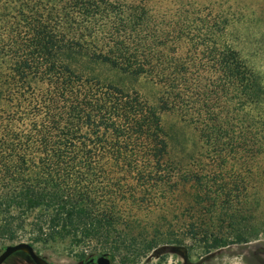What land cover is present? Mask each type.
<instances>
[{
	"label": "trees",
	"instance_id": "1",
	"mask_svg": "<svg viewBox=\"0 0 264 264\" xmlns=\"http://www.w3.org/2000/svg\"><path fill=\"white\" fill-rule=\"evenodd\" d=\"M223 30L159 0H0V240L126 263L257 235L264 87ZM99 64L148 77L155 102L87 73ZM164 111L197 139L174 149Z\"/></svg>",
	"mask_w": 264,
	"mask_h": 264
},
{
	"label": "rangeland",
	"instance_id": "2",
	"mask_svg": "<svg viewBox=\"0 0 264 264\" xmlns=\"http://www.w3.org/2000/svg\"><path fill=\"white\" fill-rule=\"evenodd\" d=\"M161 4L174 10L181 4L189 5L195 10H204L209 13L211 19L220 21L224 24V30L219 39L229 44L235 49L239 56L252 67L258 74L264 87V0H159ZM87 73L96 74L102 80L115 83L125 89L136 90L149 102L154 103L158 94V85L146 76L134 77L121 73L106 65H92ZM164 127L170 133V144L174 149L181 148L185 141L196 140L197 135L194 130L180 120V116L173 112L164 111L161 113ZM198 154L202 150L197 151ZM204 160V159H203ZM203 168L216 173L219 179L220 170L227 172L224 182H231L230 167L218 165L211 159H205L201 165ZM199 166V167H201ZM239 165L234 164V171L239 170ZM228 176V177H227ZM233 177V176H232ZM256 190L255 196L251 195L252 200H257L254 224L262 227L254 237L246 242H234L219 245L215 248L206 249L198 242L189 238H184L179 245H164L160 249L147 252L135 262H121L116 257L114 264H181L183 259L177 254L180 251L191 261L208 256V264H264V183L260 177H253L251 180ZM179 200H182L180 197ZM254 206V204H253ZM187 213V212H184ZM21 241H27L23 238ZM19 240L7 241L0 240V250L6 244L16 243ZM28 242V241H27ZM35 250L44 255L54 264H77L78 255L70 252L65 243L49 242L46 244L32 243ZM78 248L74 247L73 250Z\"/></svg>",
	"mask_w": 264,
	"mask_h": 264
},
{
	"label": "flooded vegetation",
	"instance_id": "3",
	"mask_svg": "<svg viewBox=\"0 0 264 264\" xmlns=\"http://www.w3.org/2000/svg\"><path fill=\"white\" fill-rule=\"evenodd\" d=\"M34 247V246H33ZM3 249V248H2ZM0 250V252L2 251ZM35 250V248H34ZM35 252L44 260H46L50 264L52 263L50 260H48L44 255L39 254L36 250ZM177 254L181 256L183 259L181 264H208L209 257L204 256L197 261H191L186 256H183L180 251H177ZM96 255L97 254H87L83 257L77 256V264H97L96 262ZM109 262L108 264H114L113 259H111L110 256H108ZM0 264H36L35 261L30 257L29 254L22 250H16L9 254Z\"/></svg>",
	"mask_w": 264,
	"mask_h": 264
},
{
	"label": "water",
	"instance_id": "4",
	"mask_svg": "<svg viewBox=\"0 0 264 264\" xmlns=\"http://www.w3.org/2000/svg\"><path fill=\"white\" fill-rule=\"evenodd\" d=\"M16 250H22L30 255V257L35 261L36 264H50L43 258H41L34 250V247L31 243L27 241H19L16 243L6 244L3 246L2 251L0 252V263L12 252ZM107 253H101L96 255L97 264H108L109 258Z\"/></svg>",
	"mask_w": 264,
	"mask_h": 264
}]
</instances>
